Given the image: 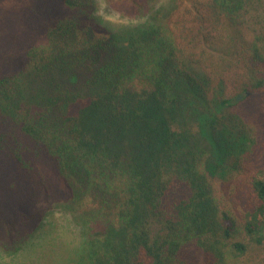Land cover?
I'll return each instance as SVG.
<instances>
[{"label": "trees", "instance_id": "trees-1", "mask_svg": "<svg viewBox=\"0 0 264 264\" xmlns=\"http://www.w3.org/2000/svg\"><path fill=\"white\" fill-rule=\"evenodd\" d=\"M247 1L105 0L147 20L121 36L96 0H0L20 4L0 35V251L62 210L83 223L77 264H264Z\"/></svg>", "mask_w": 264, "mask_h": 264}, {"label": "rangeland", "instance_id": "rangeland-1", "mask_svg": "<svg viewBox=\"0 0 264 264\" xmlns=\"http://www.w3.org/2000/svg\"><path fill=\"white\" fill-rule=\"evenodd\" d=\"M96 1L103 26L121 36L140 31L147 25L146 19L107 10L105 0ZM157 1L158 5L170 3V0ZM19 5L14 2L0 5V35L18 26ZM242 22L249 33L264 38V0H248L242 10ZM261 105H264V91L243 104L244 116L253 119ZM87 246L83 223L66 211L54 210L18 252L0 251V264H77L85 256Z\"/></svg>", "mask_w": 264, "mask_h": 264}, {"label": "water", "instance_id": "water-1", "mask_svg": "<svg viewBox=\"0 0 264 264\" xmlns=\"http://www.w3.org/2000/svg\"><path fill=\"white\" fill-rule=\"evenodd\" d=\"M250 93V92H248ZM243 97V94L238 95L237 100L241 99Z\"/></svg>", "mask_w": 264, "mask_h": 264}]
</instances>
